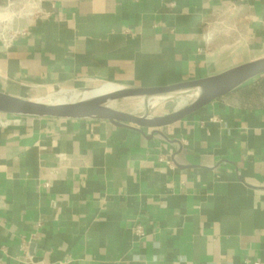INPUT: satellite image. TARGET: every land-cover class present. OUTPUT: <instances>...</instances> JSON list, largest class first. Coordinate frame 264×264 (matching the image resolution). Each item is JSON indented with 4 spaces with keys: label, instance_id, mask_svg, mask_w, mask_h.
<instances>
[{
    "label": "crops",
    "instance_id": "obj_1",
    "mask_svg": "<svg viewBox=\"0 0 264 264\" xmlns=\"http://www.w3.org/2000/svg\"><path fill=\"white\" fill-rule=\"evenodd\" d=\"M0 16V93L23 99L264 57V0H0ZM237 91L153 135L0 114V264H264V99Z\"/></svg>",
    "mask_w": 264,
    "mask_h": 264
},
{
    "label": "water",
    "instance_id": "obj_2",
    "mask_svg": "<svg viewBox=\"0 0 264 264\" xmlns=\"http://www.w3.org/2000/svg\"><path fill=\"white\" fill-rule=\"evenodd\" d=\"M262 76L264 57L247 61L216 75L165 86L136 87L104 83L92 88L58 90L34 100L0 93V114L39 119L104 121L115 127L138 131L149 129L153 135L158 134L159 129L196 113ZM100 87H108V91L100 96L89 95ZM68 91L79 93V96L64 100L59 98ZM178 98L185 99L186 102L177 111L161 117L150 116L151 109L158 104ZM119 103H137L143 110L139 114L127 113L116 108Z\"/></svg>",
    "mask_w": 264,
    "mask_h": 264
},
{
    "label": "trees",
    "instance_id": "obj_3",
    "mask_svg": "<svg viewBox=\"0 0 264 264\" xmlns=\"http://www.w3.org/2000/svg\"><path fill=\"white\" fill-rule=\"evenodd\" d=\"M237 93L246 99L256 101L264 99V76L240 88Z\"/></svg>",
    "mask_w": 264,
    "mask_h": 264
},
{
    "label": "rangeland",
    "instance_id": "obj_4",
    "mask_svg": "<svg viewBox=\"0 0 264 264\" xmlns=\"http://www.w3.org/2000/svg\"><path fill=\"white\" fill-rule=\"evenodd\" d=\"M96 86H100V85H96ZM95 86V87H96ZM176 100H174L173 102H169V101H165L164 105L167 109L172 108L175 104H176ZM117 109H129V110H136L139 112H142L143 107L140 104L137 103H119L116 105Z\"/></svg>",
    "mask_w": 264,
    "mask_h": 264
},
{
    "label": "bare ground",
    "instance_id": "obj_5",
    "mask_svg": "<svg viewBox=\"0 0 264 264\" xmlns=\"http://www.w3.org/2000/svg\"><path fill=\"white\" fill-rule=\"evenodd\" d=\"M1 20H3V18L0 16V21ZM107 91H108V87H100V88H97L96 91H94L92 94H89V95H94V97L95 96H100V95L106 93ZM73 96L77 97V96H79V93H73L71 91H68V92H65V93L61 94V96L59 98L64 100V99H67V98H71ZM85 96H87V95H85Z\"/></svg>",
    "mask_w": 264,
    "mask_h": 264
},
{
    "label": "built area",
    "instance_id": "obj_6",
    "mask_svg": "<svg viewBox=\"0 0 264 264\" xmlns=\"http://www.w3.org/2000/svg\"><path fill=\"white\" fill-rule=\"evenodd\" d=\"M136 232H137L138 234H141V231H140L139 229H137ZM252 264H259V263L255 262V263H252Z\"/></svg>",
    "mask_w": 264,
    "mask_h": 264
}]
</instances>
